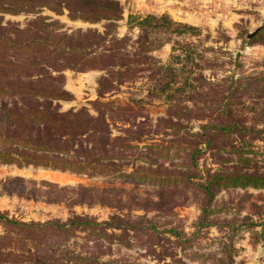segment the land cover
<instances>
[{
    "label": "trees",
    "instance_id": "trees-1",
    "mask_svg": "<svg viewBox=\"0 0 264 264\" xmlns=\"http://www.w3.org/2000/svg\"><path fill=\"white\" fill-rule=\"evenodd\" d=\"M43 8L56 14L65 11L71 20L78 19L88 23L102 21L103 28L101 31L94 28L66 31L61 29L57 21L47 20V17L40 15ZM2 12L29 13L32 16L22 25L12 21L3 23L0 16L1 163H13L17 167L28 164L49 167L85 176L98 175L105 171L130 177L135 181H165L172 184L180 182L186 188L199 189L205 197L201 217L208 213L206 204L219 188L264 187V167L247 166L250 158L245 154L250 149L243 147L250 144L247 139L251 136L250 132L264 133V128L255 131L253 124L246 125L245 117L237 114L230 104L231 93L235 92L233 90L236 87H240L239 91H242L244 83L239 82L237 86L230 88L231 80L228 77L216 82L202 80L209 86L203 91L202 84L193 85L197 78L189 77L192 71L190 69L185 70L186 75H183L180 84L173 80V73H169L170 80H167L156 70L153 71L157 76L154 94L156 91H165V96L168 95L170 91L166 90L172 89L174 83L175 89H196L194 94L188 93V97H196L204 103L207 93L214 91L213 97L216 98L211 106H199L194 108L196 111L187 106L175 110L176 105L167 103L165 116L158 117L155 121L154 126L162 131L165 125H178V120L184 122L183 127H186L191 118L197 121L198 131L184 129L183 132L186 141L181 149L184 153L182 166L187 171H183L184 175L169 170L156 175L143 171L147 169L156 172L162 168L161 165L156 169H151L150 166L144 169L140 167L138 171L132 167L136 158L135 152L140 157H145L147 162L152 157L150 145H144L143 150H140L137 143L150 138L147 136L157 132V129L150 132L152 125L144 122L147 120L146 116L143 120L136 121L141 109L136 99L120 102L114 98L106 99L104 93L117 91L120 84L132 82L135 74L148 71L150 62L147 53L156 46L152 43V34L156 38L166 33L196 31L195 27L174 22L166 15L129 14L126 19L127 27H136L137 35L134 39L126 35L117 37L113 31V21L120 17L117 0H0V13ZM260 34L257 32L255 35ZM189 58L188 53L173 55V59L182 65ZM66 69L102 71L96 82L97 97L88 102L89 108L83 105L64 111L59 109L58 102L70 98L63 89V71ZM181 69L182 66L178 70L183 73ZM185 86L188 87L187 90ZM212 87L214 90H211ZM253 113L254 117L264 120V106L254 108ZM112 128L118 134H112ZM172 130L169 134L175 133ZM235 132L238 133V137L235 136L237 143H216L213 146L217 138L229 137ZM245 133H248L247 137ZM259 138L264 139V135ZM200 144L204 147L201 148ZM205 147L212 155L219 156L218 166L212 171L204 169L203 177H199L203 179L202 182H193L191 178L202 176L196 173V159ZM227 154L229 156L225 158ZM228 161L234 165L225 167ZM129 164L131 170L127 172L126 167ZM235 164H239V167ZM41 183L48 185L45 191H41L47 202L63 200L70 205L105 204L104 199L98 197L101 195L98 187L81 184L59 187L45 180ZM114 189L115 187L111 188ZM137 206L146 208L147 205L142 203ZM123 217L118 212H113L107 220L95 221L86 214L71 212L64 221L55 218L19 221L0 215L6 227L16 229L15 235L8 231L0 235V264H107V261L100 260L101 255L94 252L103 247L100 242L95 241L89 246L82 245V250L77 251L73 244L67 242V238L74 232L81 231L86 235L110 239L120 233L107 231L108 228L120 229L124 234L130 228H153L148 221L140 227L127 224L131 216L127 214V220ZM98 237H95L96 240ZM90 248L92 251H88ZM148 250L155 252L152 247ZM160 256L159 259H163V255Z\"/></svg>",
    "mask_w": 264,
    "mask_h": 264
},
{
    "label": "rangeland",
    "instance_id": "rangeland-1",
    "mask_svg": "<svg viewBox=\"0 0 264 264\" xmlns=\"http://www.w3.org/2000/svg\"><path fill=\"white\" fill-rule=\"evenodd\" d=\"M117 2L120 7V17L113 21V31L117 37L126 35L134 39L137 35L136 27H127L126 19L129 14L166 15L174 22L184 23L196 29L192 32L166 33L156 38L152 34L151 40L156 46L147 53L150 62L148 71L143 70L135 74L132 82L120 84L117 91L104 93L106 99L114 98L120 102L136 99L141 107L136 121H141L146 116L147 120L144 122L152 125L150 132L157 129V132L147 136L150 138L137 143L140 150H143L144 145H150L153 154L147 162L145 157H140L135 152L136 158L132 164L134 169L138 171L140 167L144 169L147 166L156 169L161 165L159 171L151 172L146 169L143 172L161 175L169 170L184 175L183 171L187 170L182 166L184 153L181 149L186 141L183 132L184 129L198 131L197 121L191 118L186 127H183L184 122L178 120L179 122L176 121L178 125H165L164 131L154 126L155 121L158 117L165 116L167 103L176 105L175 110L187 106L193 108L192 111H196L194 109L196 107L211 106L216 98L213 97L214 91H209L204 103L196 97L190 99L188 93L194 94L196 89H188L187 86L185 89H188V92L178 87L175 89L174 83L172 89L166 88V91H170L168 95L165 96V91H156L154 94L157 77L153 73L154 70L167 80H170L169 73L175 74L173 80L180 84L183 75H186L185 70L190 69L192 71L189 77L197 78L193 85L202 84L203 91L209 86L202 80L216 82L228 77L231 80L230 88L243 82L242 91H239L240 87H236L233 90L235 92L231 93V107L237 111V114L245 117L246 125L253 124L255 131L264 128V120L254 117L253 113L254 108L264 106L262 103L264 102V0H117ZM39 14L47 17V20L57 21L61 29L66 31L76 28H94L101 31L103 28L102 21L88 23L78 19L71 20L65 11L56 14L43 8ZM0 16L3 23L12 21L22 25L32 14L2 12ZM257 28L255 33L246 37L247 33ZM257 32L261 34L255 35ZM184 53L189 54L190 60L183 65L173 59V55ZM181 66L183 73L178 70ZM101 74L102 71L97 69L64 70L63 89L70 98L60 100L59 109L64 111L70 107L83 105L89 108L88 102L97 97L96 82ZM212 88L211 90H214V87ZM172 129L175 133L169 134ZM250 133L251 136L247 138L250 144L243 146L245 149H250L245 154L250 158L247 166L264 167V139L259 138L264 133ZM112 134H118V131L112 128ZM247 135L248 133H245L246 137ZM235 136L238 137L237 132L229 137H219L213 146L216 143H237ZM200 147L203 148V144H200ZM207 149L205 147L196 159V173L202 176L191 178L193 182H202L203 179L199 177H203L204 169L212 171L218 166L219 156L212 155ZM228 156L227 154L224 157ZM233 165L234 163L228 161L225 167ZM235 166L239 167V164ZM130 170L129 164L126 171ZM43 180L59 187L77 184L98 187L101 189V195L98 197L104 199L105 204L70 205L63 200L47 202L43 197L44 193L41 192L48 188V185L41 183ZM113 187L115 189L111 190ZM204 199L199 189L186 188L180 182L172 184L165 181L156 183L147 180L135 181L130 177L105 171L98 175L85 176L49 167L29 164L17 167L13 163L0 162L2 217L19 221H43L48 218L64 221L71 212H74L86 214L95 221H102L107 220L111 213L118 212L125 220L127 214L131 216L127 224L140 227L146 221L151 223L153 228L150 226L144 229L130 228L127 234L120 232V229L108 228L107 231L120 233L110 239L86 235L81 231H76L67 238V242L73 244V248L77 251L82 250V245L89 246L95 241L100 242L103 247L94 252L101 255L100 260L107 261V264L116 262L120 264H264V187L219 188L206 204L208 213L201 217ZM142 203L147 205L146 208L137 206ZM127 206H130L129 210ZM171 230L178 234H174ZM7 231L12 235L16 234L14 232L16 229L6 227L0 218V235ZM95 237H98V240ZM151 247L155 252H149L148 248ZM88 251H92L91 248ZM160 255H163V259H159Z\"/></svg>",
    "mask_w": 264,
    "mask_h": 264
},
{
    "label": "water",
    "instance_id": "water-1",
    "mask_svg": "<svg viewBox=\"0 0 264 264\" xmlns=\"http://www.w3.org/2000/svg\"><path fill=\"white\" fill-rule=\"evenodd\" d=\"M258 30V28L257 29H255L253 32H251V33H247L246 34V37H250L253 33H255L256 31Z\"/></svg>",
    "mask_w": 264,
    "mask_h": 264
}]
</instances>
